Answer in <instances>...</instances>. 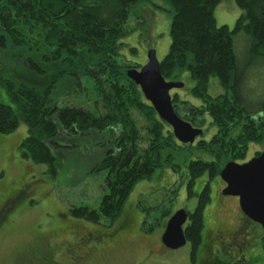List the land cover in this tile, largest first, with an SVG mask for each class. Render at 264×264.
Listing matches in <instances>:
<instances>
[{"label":"rangeland","instance_id":"374dc122","mask_svg":"<svg viewBox=\"0 0 264 264\" xmlns=\"http://www.w3.org/2000/svg\"><path fill=\"white\" fill-rule=\"evenodd\" d=\"M136 13L138 19L131 18L128 24L129 33L124 37V45L120 50L121 56L117 58L118 63L130 65L129 70H140L147 63L150 50H156L158 60L162 62L168 56L172 43L173 14L168 3L164 0H145ZM241 15L242 11L235 0H222L215 10L217 25L228 26L231 30ZM18 28L24 34L27 46L37 47L43 44L41 35L43 33L40 30L34 29L30 33L29 27L22 24H19ZM237 46L239 53L244 52L246 40L243 37L239 38ZM30 58H33V55L27 49L13 47L8 51H0L1 103L13 108L17 105L13 95L4 86L6 81L16 84L14 89L17 90L19 84L42 90L51 83H57L53 98L60 107L69 105L93 111L97 103L100 113L105 110L109 112L111 108L120 118L121 112L114 105V99L108 101L105 99L107 94L112 93L110 87L113 77L106 78L108 84L102 88L95 85L85 75L87 63L90 62L86 53L81 55L76 70H70L60 64L42 65L47 72L44 76H37L26 67L28 63L25 64V60ZM70 71L78 72L82 85L86 87L85 93L77 94L76 91L79 90L76 87V80L71 78ZM171 81L185 84L184 88L177 90L179 96L176 113L182 119L194 121L193 125L202 129L203 135L198 137L193 145L179 142L184 149L172 151L170 156L173 157H167L166 152L169 151L165 150L161 159L166 163L156 168L150 179L133 184L131 182L121 184V180L123 182L126 177L124 175L132 171L130 165L124 167L125 161L120 167L114 168L112 158L116 160L125 153L124 148L115 149L114 141L101 138L95 140L90 135L74 140L61 129L64 135L56 140V145L61 148L51 146V149L53 148L51 153L56 162L53 170L48 163H38L23 157V143L29 133L25 123L10 134L0 135V223L4 222L0 226V264H41L39 261L41 256L45 259L50 256L59 264H68L71 258L65 252V248L54 254L43 243L41 251L33 253L37 238L52 236L51 247L60 246L62 243L76 246L78 243L74 237L76 232H81V236L85 233L110 234L114 222L123 218V221L128 222L129 233L121 235L123 238L118 245L92 259L88 264H208L209 257L215 254L213 251L209 253L207 250L203 254L197 251V257L193 262L192 244L187 243L178 250H164L160 243V237L169 219L180 209L193 213L200 201L202 190L209 181V174L205 173L204 177L193 182L191 186L192 181L186 168L190 160L214 162L219 172V178L213 177L207 187L212 203L205 208L202 238L205 239L208 229L213 233L211 236L219 235L223 229L229 232L238 230L242 236L237 239L238 242L243 241L246 245L245 240H248V244L243 256H239L237 249H233L231 263L242 259L244 254L246 256L250 254L254 257L252 261L256 260V264H264L263 227L260 224L256 225L243 214L237 200L224 198L225 196L220 194L225 185L220 179V173L228 163L244 164L264 151V129L260 128L258 135L260 138L252 134L255 141L241 149L243 155L234 156L235 150L229 149L228 146L244 148L236 141L244 135L245 128L249 131L247 137L251 136L254 129L250 117L229 124L217 123L219 127H216L212 123L209 108L214 100L217 101L227 94L220 82L212 78L208 89L203 93L204 97L199 99L193 95L195 83L188 73ZM248 83L245 100L256 105L264 97V67L250 70ZM256 111L254 110L256 115L259 114ZM126 114L140 131V137L136 140L140 151L135 150L137 153L133 157L140 158L141 164H145L146 161L149 163L147 150L152 142L146 140V128L149 125L147 116L131 107H128ZM170 129L172 130L171 127ZM205 140L210 143L207 144ZM116 192L119 193V197ZM126 194L128 195L118 218L111 221L106 216L109 212L105 206L111 204L114 197L115 203L119 204L120 195ZM13 196L16 198L2 208L6 200ZM84 208L96 212L101 218L99 223L75 217L71 213L73 209ZM101 211L103 213L100 214ZM212 216L213 219L214 216L216 218L213 220ZM257 229L260 233L256 232ZM216 247L224 249L219 243L212 245L213 249Z\"/></svg>","mask_w":264,"mask_h":264},{"label":"trees","instance_id":"16d2710c","mask_svg":"<svg viewBox=\"0 0 264 264\" xmlns=\"http://www.w3.org/2000/svg\"><path fill=\"white\" fill-rule=\"evenodd\" d=\"M143 1L145 0H0V51H8L13 47L30 51L33 58L26 59L25 64L28 65L25 66L37 76L46 75V69L42 66L44 64H60L76 70L81 55L86 53L90 62L87 63L85 75L101 88L108 84L106 78L113 77L110 87L112 93L107 94L105 99H114V105L121 112L120 118L111 108L109 112L105 110L100 113L97 103L93 111L69 105L60 107L53 98L57 83H51L42 90L19 84L17 90L14 89L16 84L6 81L4 86L13 95L17 105L13 108L0 102V135L10 134L25 123L29 133L23 143L24 158L48 163L54 170L56 162L51 146L61 148L56 145V140L64 135L61 129L74 140L90 135L95 140L101 138L114 141L115 149L124 148L125 151L120 158H112L114 168L120 167L124 161V167H131L132 172L124 175L126 177L123 182L121 180V184L126 185L150 179L156 168L166 163L161 159L165 150L169 151L166 152L167 157H173L170 156L172 151L184 149L170 126L160 119L155 109L144 99L140 87L128 78L130 65L117 62V58L121 56L124 37L129 33L128 24L131 18L137 17L136 12ZM164 1L172 9L173 20L170 51L161 62L163 77L171 81L188 73L195 83L193 95L199 99L204 97L203 93L208 89L211 79H217L227 94L214 100L210 106L212 123L219 127L220 123L229 124L239 119L244 121V118L249 117L252 122L254 130L251 136L247 137L249 131L245 128L240 141L235 140L244 148L228 146L235 150L234 156L243 155L241 149L255 141L252 134L258 136L260 128L264 129V97L256 105L245 100L250 70L264 67V0H235L242 15L232 30L228 26L217 25L215 10L222 0ZM19 24L27 25L30 33L34 29L40 30L43 33V44L37 47L27 46L24 34L18 28ZM242 37L246 40V49L239 53L237 40ZM70 76L76 80L79 90L76 91L77 94L85 93L86 87L82 85L78 72L72 71ZM177 104L175 98V111ZM128 107L147 116L149 125L146 128V140L152 142L147 153L151 163L146 161L141 164L140 158L133 157L137 153L135 150L140 151L137 146L139 143L136 142L140 131L127 116ZM254 110L259 114L256 115ZM183 120L194 124L189 119ZM214 161L217 162L216 159ZM216 166V163L205 160H190L186 165L191 186L204 177L205 173L209 174V181H205V190H202L200 201L185 230L188 243L194 249L193 262L202 245L205 208L212 203L207 187L213 177L219 178ZM128 194L120 195L119 204L115 203L114 197L111 199L112 203L105 206L109 212L106 216L111 221L118 218ZM220 194L223 195V191ZM117 195L119 197V193ZM71 213L95 223H99L101 219L96 212L86 208L73 209ZM258 231L259 229L256 232Z\"/></svg>","mask_w":264,"mask_h":264},{"label":"water","instance_id":"95a60500","mask_svg":"<svg viewBox=\"0 0 264 264\" xmlns=\"http://www.w3.org/2000/svg\"><path fill=\"white\" fill-rule=\"evenodd\" d=\"M128 78L140 87L145 99L150 102L160 119L172 128L175 138L183 144L193 145L203 134L183 120L173 105V90L184 88L183 82L167 81L161 72L157 51L150 50L148 61L141 70L130 69ZM226 184L224 196L238 197L241 211L264 229V151L244 164L228 163L220 173ZM189 219L186 210H178L166 224L162 236L163 245L169 250H178L187 245L185 225Z\"/></svg>","mask_w":264,"mask_h":264},{"label":"flooded vegetation","instance_id":"af4514ba","mask_svg":"<svg viewBox=\"0 0 264 264\" xmlns=\"http://www.w3.org/2000/svg\"><path fill=\"white\" fill-rule=\"evenodd\" d=\"M171 95L173 97V101L175 100V98H176V100L178 99L179 94H178L177 90H173ZM188 123L193 125L191 122H188ZM193 126L195 128H199L195 125H193ZM225 188H226V184L224 185V188L221 191H223ZM15 196L17 197L18 194H16ZM15 196L8 198L5 202V204H3L2 208L5 207L6 205H8L12 201L13 198H16ZM228 197H230L234 200H237L239 209H241L238 197L225 196L224 198H228ZM16 206H17V204L14 207H16ZM188 214H189V219H188V221L184 227L185 230L191 222L192 213L189 211ZM243 217H244V215H243ZM215 218L216 217L214 216V219ZM123 219H120L118 222H114L113 231L110 234L109 233L108 234H99L98 233L97 235H94L93 233H85L81 236L80 235L81 232H76L74 234V237L78 241L76 246H72L69 243H62L60 246L55 245L54 247H51L52 246L51 245L52 236H50V237H38L37 241L35 243V246L33 248V253L34 252L35 253L40 252L41 251V245L43 243H45L46 247H49V249L52 250V252L54 254H56L59 250L65 248V252L71 258V261L68 264H88L92 259L99 257L101 254L108 251L110 248H113L114 246L118 245V242H120L121 239L123 238V236L121 237V235H123L125 233H129L130 229L127 228L128 222L123 221ZM212 219H213V216H212ZM3 223L4 222L0 223V226H2ZM256 225L259 226V224H257V223H256ZM206 232H207V234L205 236V239L202 238L203 242H202V245L200 246L201 248L199 247L201 249V250L199 249V254H203L207 250L209 253H212V251L215 252V254L212 257H209V259L207 260L208 264H232L230 257L233 256V249L234 248L237 249L238 253H240L239 256H243V252L245 253V249L247 248L246 245L248 244V240H245V241H247L246 245L244 244L243 241H241V243H240V241L238 242L237 239L242 237L240 235L241 233L238 230L236 232H229L227 229H223L222 233H219V235L217 234L215 236H211L212 232L210 229H208ZM163 234H162V236H163ZM162 236L160 237V243L162 245V248L164 250H169L163 245ZM218 243L220 245H222V247L224 246V249L219 248V247H216V249L212 248L213 244H218ZM225 245H227L226 248H225ZM67 254H65V255H67ZM47 258L48 259H45V257L41 256L39 258V261L41 262V264H59L54 258H52L50 256ZM252 258H254V257H252L250 254L248 256H246L244 254V257L242 259L239 258L237 260V262H235L234 264H241V263L242 264H256L255 263L256 260L252 261Z\"/></svg>","mask_w":264,"mask_h":264}]
</instances>
